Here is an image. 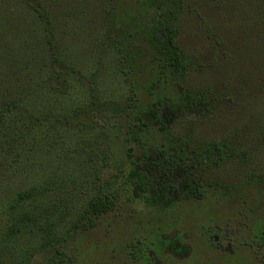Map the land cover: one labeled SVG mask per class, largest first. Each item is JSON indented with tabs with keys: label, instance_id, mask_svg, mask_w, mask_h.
Listing matches in <instances>:
<instances>
[{
	"label": "trees",
	"instance_id": "16d2710c",
	"mask_svg": "<svg viewBox=\"0 0 264 264\" xmlns=\"http://www.w3.org/2000/svg\"><path fill=\"white\" fill-rule=\"evenodd\" d=\"M49 1L0 0V264H28L25 251L17 250L25 237L53 249L45 264H71L60 245L75 231L90 230V218L115 211L125 184L157 206L200 201L205 198L206 169L250 158L243 144L223 141L193 149L187 141L169 139L170 127L182 113L196 116L209 110L205 92L181 87V94L172 98L156 95L168 78L181 86L191 65L177 45L178 29L169 16L149 27L157 78L148 90L151 99L138 107V91L122 92L133 76L132 68L124 71L122 66L133 58L134 32L118 37L110 26L114 37L109 33L101 38L90 57L97 56L95 69L88 61L83 65L63 49L61 11ZM109 2L106 23L123 1ZM112 50L124 61L105 78L100 62ZM128 105L135 112L122 144L140 152L138 162L126 155V167V160L114 152L115 142L121 143L119 124L110 129L116 135L106 138L94 121L119 119ZM107 171L118 173L122 186L106 180ZM255 242L264 247V223ZM160 243L172 255L188 253L175 238L163 237ZM134 250L135 262L157 261L144 242H137Z\"/></svg>",
	"mask_w": 264,
	"mask_h": 264
},
{
	"label": "rangeland",
	"instance_id": "374dc122",
	"mask_svg": "<svg viewBox=\"0 0 264 264\" xmlns=\"http://www.w3.org/2000/svg\"><path fill=\"white\" fill-rule=\"evenodd\" d=\"M51 1L61 11L57 13L62 47L83 65L88 61L95 69L97 56L90 57L99 40L111 33L110 26L118 37L134 32L129 50L133 58L122 66L124 71L132 68L133 76L122 92L138 91V107L151 99L148 90L157 78L149 27L153 20L169 16L178 29L177 45L189 55L191 65L181 86L168 78L156 95L172 98L181 94L182 87L205 92L209 105L204 114L178 116L169 139L187 141L193 149L223 141L243 144L250 152L243 163L231 159L206 169L205 198L200 201L157 206L125 184L115 211L90 218V230L75 231L60 245L73 259L71 264H143L131 256L139 241L151 248L155 264H264V247L255 242L264 223V0H122L108 23L109 0H50L53 5ZM112 51L100 62L105 78L112 77L119 61L121 65L124 61ZM128 107L119 119L94 121L106 138L116 135L110 129L119 124L121 143L115 142L114 152L126 160V167V155L131 153L138 162L140 152L122 144L128 118L135 112L132 105ZM105 173L106 180L121 185L118 173ZM163 237L175 238L188 248L187 255L169 253L160 243ZM19 245L17 250L25 251L28 264H45L53 251L31 237Z\"/></svg>",
	"mask_w": 264,
	"mask_h": 264
}]
</instances>
